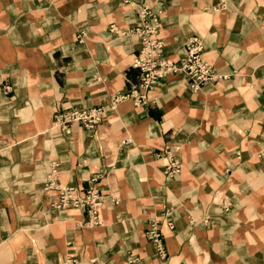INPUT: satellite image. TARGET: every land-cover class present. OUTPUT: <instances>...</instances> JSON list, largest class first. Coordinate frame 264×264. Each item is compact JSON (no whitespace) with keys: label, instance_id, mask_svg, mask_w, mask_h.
Instances as JSON below:
<instances>
[{"label":"crops","instance_id":"obj_1","mask_svg":"<svg viewBox=\"0 0 264 264\" xmlns=\"http://www.w3.org/2000/svg\"><path fill=\"white\" fill-rule=\"evenodd\" d=\"M140 4L159 12L172 61L202 39L214 80L192 91L168 75L143 106L126 97L95 128L62 132L57 110L137 85ZM263 80L264 0H0V264H264ZM53 160L60 186L97 176V226L52 208ZM164 211L160 260L145 231Z\"/></svg>","mask_w":264,"mask_h":264},{"label":"built area","instance_id":"obj_2","mask_svg":"<svg viewBox=\"0 0 264 264\" xmlns=\"http://www.w3.org/2000/svg\"><path fill=\"white\" fill-rule=\"evenodd\" d=\"M137 17L139 25L128 30V33L133 34L140 42V48L130 63V66L139 72L137 85L126 94H113L107 106L69 107L57 110L52 117L62 132L69 134V127L73 124H81L87 129L95 128L107 111L113 108L116 102L126 97L132 99L136 106H143L147 100L148 92L168 75H181L186 79L187 85L192 91L198 90L202 83L214 80V69L203 58V42L200 37L190 36L183 44L184 54L178 60L172 61L162 52L164 41L159 36L161 27L159 12L153 11L152 7L147 4H140L137 9ZM261 90L264 95V80ZM165 167L167 177L177 176L180 166L173 152ZM47 170L43 190L57 191V198L52 203V208L56 210H84L86 222L91 226H97L101 222L99 208L103 204V195L98 185L95 184L97 176L90 178L89 186L80 190L76 186L59 185V170L56 160L48 163ZM112 200L115 203L118 202L116 196H113ZM162 223H165L168 228H172L167 211L162 213L160 220H153L145 231L146 238L152 243L160 260L166 256L163 233L159 229V225ZM58 264H80V262L77 257L69 254Z\"/></svg>","mask_w":264,"mask_h":264}]
</instances>
